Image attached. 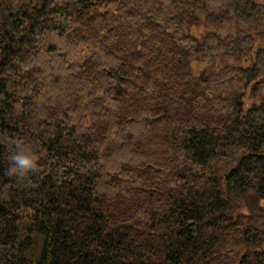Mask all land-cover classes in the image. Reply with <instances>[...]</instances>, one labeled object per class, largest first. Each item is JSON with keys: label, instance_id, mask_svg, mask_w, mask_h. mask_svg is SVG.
Wrapping results in <instances>:
<instances>
[{"label": "trees", "instance_id": "16d2710c", "mask_svg": "<svg viewBox=\"0 0 264 264\" xmlns=\"http://www.w3.org/2000/svg\"><path fill=\"white\" fill-rule=\"evenodd\" d=\"M0 264H264V0H0Z\"/></svg>", "mask_w": 264, "mask_h": 264}, {"label": "clouds", "instance_id": "9594fccd", "mask_svg": "<svg viewBox=\"0 0 264 264\" xmlns=\"http://www.w3.org/2000/svg\"><path fill=\"white\" fill-rule=\"evenodd\" d=\"M15 158L18 165L26 169L36 166L35 157L31 153H20Z\"/></svg>", "mask_w": 264, "mask_h": 264}, {"label": "rangeland", "instance_id": "374dc122", "mask_svg": "<svg viewBox=\"0 0 264 264\" xmlns=\"http://www.w3.org/2000/svg\"><path fill=\"white\" fill-rule=\"evenodd\" d=\"M246 100L248 103H252V101H253V98L250 97L249 93L247 94Z\"/></svg>", "mask_w": 264, "mask_h": 264}]
</instances>
